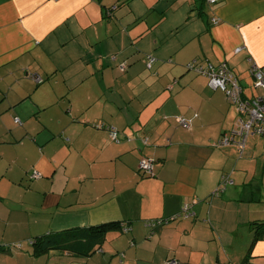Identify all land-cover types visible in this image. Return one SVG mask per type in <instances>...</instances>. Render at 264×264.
<instances>
[{"label":"crops","instance_id":"obj_1","mask_svg":"<svg viewBox=\"0 0 264 264\" xmlns=\"http://www.w3.org/2000/svg\"><path fill=\"white\" fill-rule=\"evenodd\" d=\"M249 58L264 67V0H0V264H264V136L216 147L238 112L188 68L226 62L262 97ZM188 204L193 217L147 227ZM112 222L132 232L88 255L29 246Z\"/></svg>","mask_w":264,"mask_h":264},{"label":"built area","instance_id":"obj_2","mask_svg":"<svg viewBox=\"0 0 264 264\" xmlns=\"http://www.w3.org/2000/svg\"><path fill=\"white\" fill-rule=\"evenodd\" d=\"M208 2L210 4H217L221 2V0H208ZM113 9H116V7ZM240 50L241 48L237 49V51ZM149 59L153 62L151 58ZM248 60L251 63L250 72L254 78L255 86L264 89V67L258 66L251 58ZM151 64L152 63H150V65ZM188 68L194 70L199 75L207 77L209 86L214 90L222 91L238 112L235 129L224 134V136L215 143L216 147L224 148L230 145H237L240 152H242L249 137L253 135L264 136V96L251 99L245 98L239 77L232 71L226 62L221 63L219 66H204L199 61H195L189 64ZM120 69L125 71L126 64H122ZM32 78L38 84H42L43 82V78L40 76L34 75ZM15 121L17 123L21 122L18 118H16ZM179 123L185 128L191 127L185 119L180 118ZM110 137L113 141H119L118 132L112 128H110ZM143 141L147 143L148 138H143ZM139 168L140 171L143 172V175H152L154 160L142 159ZM41 177L42 175L39 172H34L32 175L33 179H39ZM232 184V180L223 176L220 186L213 192L212 197L220 196L224 187ZM194 215L195 214L191 212V205L188 204L183 206L179 216L186 219ZM149 225L153 227L155 223H150ZM29 244H32V240ZM19 247L21 246L19 245ZM167 264L179 263L177 260H173Z\"/></svg>","mask_w":264,"mask_h":264},{"label":"trees","instance_id":"obj_3","mask_svg":"<svg viewBox=\"0 0 264 264\" xmlns=\"http://www.w3.org/2000/svg\"><path fill=\"white\" fill-rule=\"evenodd\" d=\"M113 10L111 9L108 10L107 12L109 14H106V15L111 16L113 14L112 12ZM42 83H44V79ZM34 172H37V171H33L31 173V176H30L31 179H33L32 175ZM179 215L180 213L175 217L152 221L151 223H155V226L152 227L150 225H147V227L151 228L152 231H155L161 226L168 225L171 222H174L175 220L184 218V217H180ZM115 229L117 230L120 229L121 232H123V234H127V235L132 232V227H130V225H127V223L123 224L121 222L120 223L112 222V223L102 224L98 226H93V227H90L89 229L79 228V229L67 230L65 232H61V233H58L57 235H54V237L47 235V236H43L40 238H36L32 240V244H30V246H33L36 249L35 252L37 253V255H42L48 252V250L49 251L58 250V251H68V253L84 256V255L90 254L92 251L95 250V248L105 238V234L109 230H115ZM253 229L255 232L253 243L263 240L264 239V222L254 223ZM2 248L5 251H8L12 249V245L0 246V250H2ZM173 260H176V259L171 258L166 262V264Z\"/></svg>","mask_w":264,"mask_h":264},{"label":"rangeland","instance_id":"obj_4","mask_svg":"<svg viewBox=\"0 0 264 264\" xmlns=\"http://www.w3.org/2000/svg\"><path fill=\"white\" fill-rule=\"evenodd\" d=\"M114 26H115V28L118 30V35H119V37H118V41H115L116 42V44H117V46H120V44L123 42V35H122V33H125V34H127L126 33V30H124L123 28H122V26L119 24V22H116V23H114ZM114 26H113V28H114ZM117 35V36H118ZM103 97H105V96H103ZM64 102H65V100L63 99V98H60V101H59V105L58 106H52L51 107V110H52V114L53 115H55L56 117H60L63 113H64V111L61 109V107L60 106H62V104H64ZM20 118V117H19ZM21 122H19V123H17L18 125H19V127H22L23 125V119L22 118H20L19 119ZM22 125V126H21ZM29 126L30 127H32V126H37V123L34 121V119H32V121H30L29 122ZM252 138V137H251ZM54 143V142H53ZM52 143V144H53ZM248 146H249V144H248ZM221 182H222V180L220 181V184H221ZM225 190V187H224V189H223V191ZM223 191H222V193H223ZM221 193V194H222ZM211 197H212V195H211ZM214 198V197H213ZM29 245V244H28ZM30 246V245H29Z\"/></svg>","mask_w":264,"mask_h":264}]
</instances>
